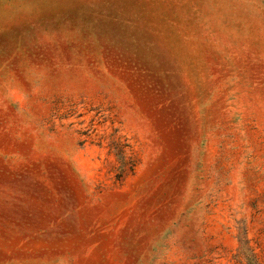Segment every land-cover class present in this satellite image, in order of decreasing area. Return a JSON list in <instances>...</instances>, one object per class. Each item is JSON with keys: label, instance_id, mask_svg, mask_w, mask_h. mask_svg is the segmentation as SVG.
<instances>
[{"label": "rangeland", "instance_id": "1", "mask_svg": "<svg viewBox=\"0 0 264 264\" xmlns=\"http://www.w3.org/2000/svg\"><path fill=\"white\" fill-rule=\"evenodd\" d=\"M0 264H264V0H0Z\"/></svg>", "mask_w": 264, "mask_h": 264}]
</instances>
